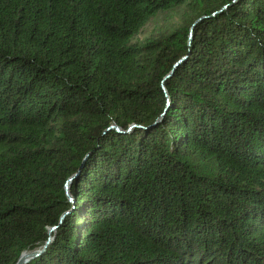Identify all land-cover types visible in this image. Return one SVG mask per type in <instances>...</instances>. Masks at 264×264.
<instances>
[{
	"label": "trees",
	"instance_id": "16d2710c",
	"mask_svg": "<svg viewBox=\"0 0 264 264\" xmlns=\"http://www.w3.org/2000/svg\"><path fill=\"white\" fill-rule=\"evenodd\" d=\"M34 250L264 264V0H0V264Z\"/></svg>",
	"mask_w": 264,
	"mask_h": 264
},
{
	"label": "rangeland",
	"instance_id": "374dc122",
	"mask_svg": "<svg viewBox=\"0 0 264 264\" xmlns=\"http://www.w3.org/2000/svg\"><path fill=\"white\" fill-rule=\"evenodd\" d=\"M182 12V9L177 8L158 13L136 38L142 40L150 36H157L163 31L171 30L181 21L180 15Z\"/></svg>",
	"mask_w": 264,
	"mask_h": 264
},
{
	"label": "water",
	"instance_id": "95a60500",
	"mask_svg": "<svg viewBox=\"0 0 264 264\" xmlns=\"http://www.w3.org/2000/svg\"><path fill=\"white\" fill-rule=\"evenodd\" d=\"M71 180H72V177L69 178V181H68L67 186H66L67 189H69ZM39 253H40L39 250L30 251V253H28V255L24 259H22V256L24 254V253H22L17 264H23V263L27 262L29 259H31L32 257L38 255Z\"/></svg>",
	"mask_w": 264,
	"mask_h": 264
},
{
	"label": "bare ground",
	"instance_id": "6f19581e",
	"mask_svg": "<svg viewBox=\"0 0 264 264\" xmlns=\"http://www.w3.org/2000/svg\"><path fill=\"white\" fill-rule=\"evenodd\" d=\"M28 253H30V251L25 252L22 256V259H24L28 255Z\"/></svg>",
	"mask_w": 264,
	"mask_h": 264
}]
</instances>
